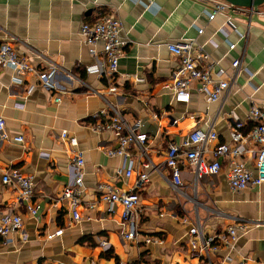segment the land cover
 Returning <instances> with one entry per match:
<instances>
[{"label": "crops", "instance_id": "0c3cea01", "mask_svg": "<svg viewBox=\"0 0 264 264\" xmlns=\"http://www.w3.org/2000/svg\"><path fill=\"white\" fill-rule=\"evenodd\" d=\"M219 1L0 0V45L9 35L60 68L50 90H44L31 74L20 75L22 83L17 84L12 70H0V118L8 137L4 140L0 135V169H17L32 177L34 201L39 207L38 216L30 218L16 203L15 192L0 186V218L8 209L16 211L27 238L21 243L20 235L12 234L8 244L0 239V264H209L191 256L189 225L181 220L184 213L155 172H150L149 182L136 190L140 199L136 238L122 241L126 228L121 207L115 206L109 213L108 206L99 202L96 186L104 183L129 192L134 189L135 177L125 178L119 173L123 159L105 153L116 147L118 137L96 132L93 126L107 120L101 95L129 124L139 122L138 132L150 140L151 161L166 173L163 154L168 144H180L195 127H212L218 142L229 143L233 120L245 122L253 106L264 109V27L231 12L210 21L205 12ZM107 13L121 20V35L130 42L113 76L105 70L102 45L98 44L91 55L79 34L81 25H92ZM227 18L240 34L248 32L246 38L225 24ZM226 38L233 49H229ZM189 39L218 62L216 69L225 71L226 76L232 73L231 62L242 60L244 71L225 100L208 103L207 96L192 85L190 100L185 103L164 89L179 65L166 44ZM15 49L35 70H47V63L26 47L15 44ZM89 67L97 70L87 72ZM127 75H136L143 82ZM111 84L117 87L115 95L108 94ZM32 87L35 90L28 92ZM54 98L60 102L54 103ZM64 133L76 140V147L71 148L62 138ZM15 137L23 141L14 142ZM75 152H81L84 159V196L79 207L82 220L72 223L55 200L67 182ZM245 162L251 165L248 156ZM226 172L227 164L222 162L216 177L201 182L209 199L200 189L199 201L260 226L240 234L235 251H221L212 256L211 264H219L225 256L230 258L229 264H264V185L231 192ZM184 208L192 218V205L186 203ZM164 211L168 213L160 216ZM198 215L206 235L225 227L222 220L207 219L201 208ZM58 230L62 234L54 236ZM146 238L157 242L146 243ZM104 242L108 248L103 247Z\"/></svg>", "mask_w": 264, "mask_h": 264}, {"label": "built area", "instance_id": "2783aa9c", "mask_svg": "<svg viewBox=\"0 0 264 264\" xmlns=\"http://www.w3.org/2000/svg\"><path fill=\"white\" fill-rule=\"evenodd\" d=\"M262 8L257 11L235 8L219 1L215 2L211 11L205 12V15L211 21L219 14L231 12L248 19L257 15L260 20L264 21V8ZM225 24L240 38H246L248 32L240 34L230 18L226 19ZM122 30L121 20L114 14L108 13L92 25H81L79 30L82 42L88 47L91 55L95 54V47L98 44L102 45L105 70L108 76H113L117 72L118 64L124 57V49L130 43L127 38L121 35ZM223 33L225 34V32ZM224 36L227 37V34ZM226 43L229 49L234 48V45L227 38ZM15 44H21L32 55L45 61L48 66L47 70L37 71L30 66L27 58L17 53ZM166 48L172 56L179 59V65L171 80L164 85V89L171 92L176 100L185 103L190 100L192 85H196L197 90L207 96L208 103L225 100L231 88L236 85L238 75L242 70L244 71L242 60H234L231 62L232 73L226 76L225 71L216 69L218 62L214 61L192 39L166 44ZM3 69H10L15 73L13 81L17 84L22 83V79L19 78L20 75L31 74L38 79L44 90H50L53 88L52 79L60 68L47 57L31 50L23 41L7 35L5 42L0 45V70ZM95 70H97L96 67H89L86 71L92 72ZM125 77L143 82V79L136 75ZM34 90L35 87H32L28 92ZM116 92L117 87L111 84L108 88V94L115 95ZM99 97L106 103L107 120L96 123L93 129L96 132H110L118 137L116 147L107 150L105 153L109 157L123 159V167L119 173H123L125 178L135 177L134 189L129 192H121L104 183L96 186L99 202L108 206L109 213L113 212L115 206L121 207L122 225L126 228L122 234L123 242H130L136 238V221L139 220L140 215L138 210L140 199L136 190L149 182L150 172H155L162 178L175 195L177 204L184 213L181 220L189 225L187 246L192 257L211 264L212 256L218 255L221 251H226L227 254L235 251L240 234L247 233L251 228L260 226L258 223L237 218L216 208L208 207L199 201L198 195L201 182L204 179L216 177L221 171L222 162L227 164L226 182L231 192H243L264 185V109L253 106L250 108L245 122L233 120L229 128V143L218 142L217 133L212 127H208L206 130L193 128L180 144H168L163 154L164 167L167 172L162 173L150 159V140L147 135L138 132L139 122L133 125L129 124L104 96L99 95ZM59 102L60 98H54V103ZM249 124L251 127L246 130ZM4 127V121L0 118V135L2 139L6 140L8 137L4 132ZM62 138L68 141L71 148L77 146L76 140L68 138L66 133L62 134ZM13 141L20 143L23 139L15 137ZM214 143L216 144L213 145ZM246 156L251 161V165H247L245 162ZM83 167L82 153L75 152L68 168L67 182L55 200L56 203L65 208L72 223L82 220L79 207L84 196ZM0 186L8 187L15 192L16 203L25 210L30 218L38 216L39 207L34 201L32 177L24 176L17 169H0ZM201 192L206 199H209L208 193L204 189H201ZM186 203L191 204L194 209L192 218L188 217L186 213L184 208ZM199 208L206 211L207 219L224 221L225 227L218 232L209 235L204 234L200 222L201 218L198 215ZM167 213L168 211H164L160 213V216ZM23 226L24 222L20 215L16 211L8 209L0 218L1 242L3 244L10 243L12 234H19L21 237L20 242H26L27 238L23 234ZM61 234L62 230H58L54 236H60ZM145 242L157 241L146 238ZM103 247L108 248V244L104 242ZM230 261V258L225 256L219 264H229Z\"/></svg>", "mask_w": 264, "mask_h": 264}, {"label": "water", "instance_id": "95a60500", "mask_svg": "<svg viewBox=\"0 0 264 264\" xmlns=\"http://www.w3.org/2000/svg\"><path fill=\"white\" fill-rule=\"evenodd\" d=\"M220 1L225 2L235 8L253 9L254 11H257L259 8H262L264 6V0H220ZM243 19H245L248 22L256 23L264 27V21L260 20L257 17V15L252 16L250 19L248 18H243Z\"/></svg>", "mask_w": 264, "mask_h": 264}, {"label": "trees", "instance_id": "16d2710c", "mask_svg": "<svg viewBox=\"0 0 264 264\" xmlns=\"http://www.w3.org/2000/svg\"><path fill=\"white\" fill-rule=\"evenodd\" d=\"M250 127H251V125H250V124H249V125H247V127H246V130L250 129Z\"/></svg>", "mask_w": 264, "mask_h": 264}]
</instances>
